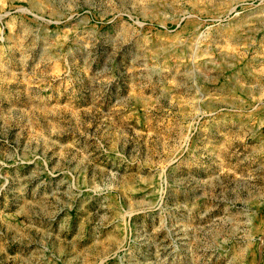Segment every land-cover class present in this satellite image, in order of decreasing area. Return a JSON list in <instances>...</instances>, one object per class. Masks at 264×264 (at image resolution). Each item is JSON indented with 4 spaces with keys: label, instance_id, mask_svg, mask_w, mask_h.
<instances>
[{
    "label": "rangeland",
    "instance_id": "obj_1",
    "mask_svg": "<svg viewBox=\"0 0 264 264\" xmlns=\"http://www.w3.org/2000/svg\"><path fill=\"white\" fill-rule=\"evenodd\" d=\"M0 264H264V0H0Z\"/></svg>",
    "mask_w": 264,
    "mask_h": 264
},
{
    "label": "bare ground",
    "instance_id": "obj_2",
    "mask_svg": "<svg viewBox=\"0 0 264 264\" xmlns=\"http://www.w3.org/2000/svg\"><path fill=\"white\" fill-rule=\"evenodd\" d=\"M198 16V13L195 11L188 12L182 17L177 25L181 26V24H183L182 28L184 30L189 29L188 27H196L198 30H201L203 28V24Z\"/></svg>",
    "mask_w": 264,
    "mask_h": 264
}]
</instances>
